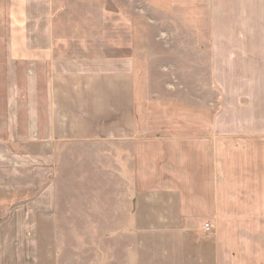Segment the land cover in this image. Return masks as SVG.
Masks as SVG:
<instances>
[{"label": "crops", "instance_id": "obj_1", "mask_svg": "<svg viewBox=\"0 0 264 264\" xmlns=\"http://www.w3.org/2000/svg\"><path fill=\"white\" fill-rule=\"evenodd\" d=\"M168 1L222 97L211 117L168 110L139 42L93 53L52 0H25V38L0 40V264H55L53 205L34 193L54 190L65 141L130 155L135 198L116 222L133 226L115 233L117 264H264V0Z\"/></svg>", "mask_w": 264, "mask_h": 264}, {"label": "rangeland", "instance_id": "obj_2", "mask_svg": "<svg viewBox=\"0 0 264 264\" xmlns=\"http://www.w3.org/2000/svg\"><path fill=\"white\" fill-rule=\"evenodd\" d=\"M52 4L57 25L62 30L65 26L70 37L88 46L86 50L113 52V46L127 40L145 46L150 52L151 89L170 112L208 118L219 105L223 106L222 97L207 79L210 67L206 57L197 54L192 37L179 29L168 0H52ZM24 9L25 0H0V40L17 42L25 38ZM229 66L234 71L248 68ZM30 146L12 148L32 153L34 146ZM125 155L122 160L121 154H106L105 146L99 143L59 144L50 177L54 190L34 193L36 200L53 205L49 211L55 217L51 224L55 239L49 243L50 248L56 247L55 264H117L120 257L116 255L115 233L118 228L133 226L116 222L122 211L129 215L127 208L123 210L117 204L135 198L131 178L126 174L130 155ZM31 170L34 175L33 166ZM146 197V193L139 195L140 199ZM205 225L198 224L204 230ZM141 226L154 231L145 224ZM156 226V232L162 231V225Z\"/></svg>", "mask_w": 264, "mask_h": 264}, {"label": "built area", "instance_id": "obj_3", "mask_svg": "<svg viewBox=\"0 0 264 264\" xmlns=\"http://www.w3.org/2000/svg\"><path fill=\"white\" fill-rule=\"evenodd\" d=\"M209 228H210V227H209V225H208V224H206V225H205V230H206V231H208V230H209Z\"/></svg>", "mask_w": 264, "mask_h": 264}]
</instances>
